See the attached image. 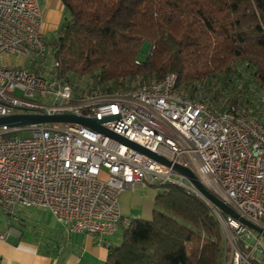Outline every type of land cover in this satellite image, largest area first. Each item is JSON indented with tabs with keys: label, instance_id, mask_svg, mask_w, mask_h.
<instances>
[{
	"label": "built area",
	"instance_id": "obj_1",
	"mask_svg": "<svg viewBox=\"0 0 264 264\" xmlns=\"http://www.w3.org/2000/svg\"><path fill=\"white\" fill-rule=\"evenodd\" d=\"M43 10L38 0H0V116L96 118L193 171L236 216L172 165L70 121L0 125V206L46 209L67 232L112 234L120 221L132 220L121 215V192L157 179L195 193L209 206L221 231V264H264V124L239 106L220 111L207 98L191 99L175 89L174 73L136 88L74 95L54 75L56 62L44 63ZM18 57L33 60L30 66L40 72L10 62ZM25 131L30 135H21Z\"/></svg>",
	"mask_w": 264,
	"mask_h": 264
},
{
	"label": "trees",
	"instance_id": "obj_2",
	"mask_svg": "<svg viewBox=\"0 0 264 264\" xmlns=\"http://www.w3.org/2000/svg\"><path fill=\"white\" fill-rule=\"evenodd\" d=\"M60 1L69 15L45 42L54 75L74 95L174 73L175 89L191 99L207 98L220 111L239 106L264 124V0ZM162 186L151 217L124 227L105 264H221V231L209 206L181 186Z\"/></svg>",
	"mask_w": 264,
	"mask_h": 264
},
{
	"label": "crops",
	"instance_id": "obj_3",
	"mask_svg": "<svg viewBox=\"0 0 264 264\" xmlns=\"http://www.w3.org/2000/svg\"><path fill=\"white\" fill-rule=\"evenodd\" d=\"M38 1L44 8L43 28L48 36L59 26L63 5L60 0ZM119 207L122 216L141 218L143 206L140 201L131 200L126 207L119 203ZM57 225L60 229L58 227L54 232L63 231L64 235L52 242L50 237L38 241L10 226L1 227L0 233L5 237L0 238V264H105L109 247L120 242L117 231L112 234L67 232Z\"/></svg>",
	"mask_w": 264,
	"mask_h": 264
},
{
	"label": "rangeland",
	"instance_id": "obj_4",
	"mask_svg": "<svg viewBox=\"0 0 264 264\" xmlns=\"http://www.w3.org/2000/svg\"><path fill=\"white\" fill-rule=\"evenodd\" d=\"M68 15L69 12L64 10L60 18V22L65 17H68ZM142 49L143 52H146L148 50V44H143ZM50 50L51 49L47 47L48 56L47 60L44 62L47 66L52 65V54ZM10 62L18 63L24 67H31L30 63H33V60L29 58L18 57L11 58ZM59 125H63V123H60ZM21 135L28 136L30 135V131H25ZM164 187L165 186L159 184L157 179L153 185L147 184L146 182L135 183V185L132 187L125 188L122 191L119 198V203L126 207L130 205L131 200L140 201L143 206L140 216L142 219H149L152 213L151 209L153 206V197L158 190H162ZM55 224L58 223L55 222L54 217H52L48 210L43 208L26 207L20 204H14L10 207L0 206V228L3 226H10L20 231L25 237L28 238L42 241L48 239L49 237H56L58 233L54 232V230H56ZM124 227H126V224L123 221H120L116 232L120 235L119 244L122 241Z\"/></svg>",
	"mask_w": 264,
	"mask_h": 264
},
{
	"label": "water",
	"instance_id": "obj_5",
	"mask_svg": "<svg viewBox=\"0 0 264 264\" xmlns=\"http://www.w3.org/2000/svg\"><path fill=\"white\" fill-rule=\"evenodd\" d=\"M111 117H107L106 119H110ZM52 121H70L77 122L83 125L89 126L93 129L99 130L104 134L120 141L123 143H127L138 151H141L145 154L150 155L151 157L157 159L158 161L166 164L172 165L173 169L178 173L182 174L186 178H188L191 183L211 202H213L217 207H219L222 211L227 214L236 216V213L233 209H231L227 204H225L218 196H216L213 192H211L204 183L196 176V174L190 169L183 167L179 164H172L170 160L165 157L151 152L144 147L131 142L124 137L116 134L115 132L103 127L101 125V121L96 118H86L81 115L74 114H61V115H32V114H13L8 116H0V125L7 124L8 126H23L29 124H37L42 122H52ZM247 225L254 227L251 223L243 220ZM255 228V227H254Z\"/></svg>",
	"mask_w": 264,
	"mask_h": 264
}]
</instances>
